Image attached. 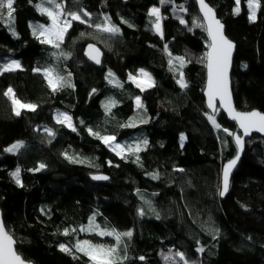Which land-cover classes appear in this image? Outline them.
Wrapping results in <instances>:
<instances>
[{
    "label": "trees",
    "instance_id": "16d2710c",
    "mask_svg": "<svg viewBox=\"0 0 264 264\" xmlns=\"http://www.w3.org/2000/svg\"><path fill=\"white\" fill-rule=\"evenodd\" d=\"M206 1L237 46L232 75L237 109L264 113V0L255 21L249 18V0ZM54 2L92 17L90 25L73 22L59 47L41 43L31 30L30 23L51 22L36 7L41 0H14L12 19L7 9L0 17V64H21L0 74V209L18 253L34 264H93L75 245H117L114 236L99 235L115 229L132 232L119 245L127 256L123 264H184L177 253L188 264H264V137L247 141L222 200L223 166L237 153L228 132L237 127L221 111L215 116L219 129L207 118L202 58L209 40L196 26L204 21L195 1ZM153 7L160 9L163 35L154 27ZM104 16L120 33L96 28ZM89 44L101 49V65L88 61ZM169 53L184 57V67L175 59L170 65ZM47 69L70 79L73 87L53 91L43 75ZM141 69L155 82L148 90L129 81ZM180 72L187 88L178 83ZM8 88L20 101L35 104V111L16 116L4 95ZM113 102L106 111L105 104ZM56 110L72 117L75 131L55 120ZM128 123L134 126H123ZM109 135L127 150L124 158L98 138ZM15 142L24 144L20 153L5 151ZM17 169L22 186L11 175ZM92 174L110 181L95 183ZM93 217L99 227L89 231ZM62 244L71 254L61 251Z\"/></svg>",
    "mask_w": 264,
    "mask_h": 264
},
{
    "label": "snow or ice",
    "instance_id": "6c2138e0",
    "mask_svg": "<svg viewBox=\"0 0 264 264\" xmlns=\"http://www.w3.org/2000/svg\"><path fill=\"white\" fill-rule=\"evenodd\" d=\"M168 2V0H161V4ZM239 0H237V3ZM13 3L14 0H0V17L3 16V10L7 9V17L9 20L13 17ZM54 4V9L50 7H44L43 4ZM200 12L203 13V19L207 21L206 25L197 24V27H203L205 31H207L208 36L210 37V44L209 47L211 51L207 53L206 59L207 60V69H208V107L212 109L213 113L217 112V107L214 103V100L219 97L221 105L228 111V114L231 116L233 120L239 122V127L243 129L244 135H249L251 131H259L264 132V115H262L258 111H253L251 113H242L238 112L234 109L231 103V94L229 91V79H228V69L230 66L231 60V53L234 47L233 43L228 40L223 34V24L216 18L214 10L205 2V0H198ZM37 9L41 12V14L46 15L51 20V26L45 27L43 24L38 25L33 28V35L36 36L37 39L40 40L41 43L44 44H51L53 47H59L60 42L63 41L64 36L71 27L72 21H78L81 24H85L88 21L84 19V17H91V14L87 11H66L65 6L60 3H54V0H41V4L36 5ZM249 7L252 9L250 19L255 21L256 19V11L260 7L259 0H249ZM181 11H187L182 5L180 6ZM238 11V9H237ZM68 16L70 19H66L61 21V16ZM150 15L154 16L155 22L154 27L157 32L161 35L162 27H161V14L160 9L158 7H153L150 11ZM181 23H185L184 19H180ZM131 27V25H129ZM96 28L103 32L118 34L120 33V28L112 24L111 18L109 16L103 17V23L97 24ZM15 34V33H14ZM93 51H97V49H92ZM66 56L68 54H65ZM170 59L169 64L173 63V59L179 62L180 68H183L185 65L184 57H174L171 58V53H169ZM97 63L100 61L97 59ZM21 69V64L19 61L12 60L8 63L3 64L0 66V74L3 72H12L15 70ZM170 70L175 71V68ZM36 71H40V69H36ZM43 75L48 81L49 86L53 89V91L57 90L59 87H73L70 82V79L65 78L64 76H60L58 74L54 75L52 69H47L43 72ZM113 74L109 72V76ZM68 76L70 77L71 74L69 73ZM140 76L146 78L143 85L141 82L137 81L135 76H131L130 79L137 83V87H141L143 90L144 87H153L155 82L152 79L151 75L144 71L143 69L140 70ZM178 83L180 87L187 88L188 85L183 79V72H180V78ZM95 91V90H93ZM5 96H8L11 99V102L14 106V111L16 116L21 115V109H27L30 111H35L36 105L31 103H24L16 98L15 93L12 88H8L7 91L4 93ZM136 104L138 108H142L143 105L141 104L140 98L137 97ZM114 106L113 103H106L105 109L106 111L111 110V107ZM208 120L212 123L214 127L219 129L221 126L217 123L215 119V115L207 114ZM56 120L58 123L65 124L72 128L75 131V128L71 124V117L63 114L58 113L56 116ZM146 122V121H142ZM124 127H132L134 123H128L123 125ZM91 132V130H89ZM225 132H228L227 129H224ZM49 135H53V133L49 130ZM228 135H233V133L228 132ZM103 140L105 144H109L113 146V150L119 149L120 151L117 152V155H121V152L124 151V148L119 143L112 144L116 140L115 136H105V137H98ZM183 140V137H181ZM235 142L239 146L240 150H243V140L239 135L235 136ZM144 145H147L148 141L145 139L142 142ZM23 142H17L5 149L7 152H16L19 149L23 148ZM135 151L139 152L141 150V145L136 144ZM71 159V157H66ZM121 158H124L123 156ZM139 157L137 156V160ZM239 156L236 159H233L228 163V165L223 170V187L220 191V195L224 196L229 189V176L231 169L235 166ZM45 165L41 164L40 168H43ZM182 171V170H181ZM18 185L22 186L20 180V172L19 169L11 174ZM94 180H106L108 177L106 176H93ZM158 178V174H153V179ZM146 203L151 205L150 201H146ZM140 214L143 215V210L140 211ZM158 215V214H157ZM95 217L92 218L89 224V231H92L93 228H98V225L94 224ZM74 231V230H73ZM64 235H68V230L66 229ZM99 235L105 236H114L117 242L116 246H108L104 244H91L89 241H83L82 243L78 242L75 245V249L78 252H82L85 256H87L93 264H123V260L127 259L126 254L120 255L118 253V246L123 242L122 237L131 238L132 232L126 231L123 233L117 232L115 229L112 231H100ZM15 241L13 237L6 231V226L4 225L3 221L0 220V264H26V262L22 259V256L18 254L15 247ZM61 251L68 252L71 254V249L66 245H60ZM127 245L124 246L123 251L126 253ZM203 249H198V251H202ZM184 264H188V261L185 259L183 253H177ZM140 259H144L140 257ZM166 260L171 259V257H165ZM30 264V262H29Z\"/></svg>",
    "mask_w": 264,
    "mask_h": 264
},
{
    "label": "water",
    "instance_id": "95a60500",
    "mask_svg": "<svg viewBox=\"0 0 264 264\" xmlns=\"http://www.w3.org/2000/svg\"><path fill=\"white\" fill-rule=\"evenodd\" d=\"M194 1H195V3L197 4V8H198V11H199V13H200L201 18L203 19V13L200 12L199 4H198V0H194ZM205 2H206V3H207V4H208V5L214 10L216 18H217V19L221 22V24H223V26H224V27H223V34H224V36H225L228 40H230L229 37H228L227 34H226V26H225L224 23L219 19L216 10H215V9H214V8H213V7H212V6H211L206 0H205ZM203 21H204V25H206V24H207V21L204 20V19H203ZM206 34H207V37H208V40H209V44H210L211 40H210V37L208 36L207 31H206ZM230 41H231V42L233 43V45H234V47H233V49H232V53H231L230 66H229V69H228L229 91H230V94H231V103H232V106H233L234 109H235L236 111H238V112H242V113H251V112H253V111H258V112H260L262 115H264L263 112H261V111H259V110H257V109H254V110H251V111H241V110L237 109V107H236V105H235V100H234V95H233V89H232V75H233L234 59H235V54H236V48H237V46H236V43H235V42H233L232 40H230ZM92 49H97L98 52H97V51H93ZM210 51H211V48L208 47L207 53H209ZM86 55H87V59H88V61H89L92 65H94V66H99V65H101L102 62H103V53H102L101 49H100L98 46H96L95 44H89V45H87V47H86ZM97 59L100 61L99 63L96 62ZM206 64H207V60H206ZM203 95H204V99H205V102H206V107H207L208 111H209L211 114H213V115L216 116L217 113H218V111H221V112L227 117L228 121H229L230 123L235 124L236 127H237V131H236L235 133H233V141H234V144H235L236 149H237L236 156H235L233 159H236L237 156H239V159L237 160L235 166L231 169L230 176H229V189H228V192H227L224 196H221V195H220L221 199L224 200V199L228 196V194H229V192H230V190H231V185H232L233 176H234L235 172L237 171V169H238V167H239V165H240V163H241V161H242V159H243V156H244V154H245V150H246V143H247V141L250 140L254 135H258V136H260V137H264V132H259V131H255V130H253V131H251V133H250L249 135H244L243 129H241V128L239 127V122L236 121V120H233V119L231 118V116L228 114V111H227V110L221 105V102H220V98H219V97H217V98L214 100V103H215V105H216V107H217V112H216V113H213V112H212V109H210V108L208 107V69H207V66H206V82H205V88H204ZM236 135H239V136L241 137V139L243 140V142H244V143H243V150H242V151L240 150L239 146H238V145L236 144V142H235V136H236ZM233 159L229 160L228 162H226V163L224 164V166H223V170H224V168L228 165V163H229L230 161H232ZM223 170H222V184H221V190H222V187H223ZM93 176H106V177H108V176H107V175H104V174H92V175L90 176V179H91L93 182H95V183H107V182L110 181V178H109V177H108V179H106V180H94V179L92 178ZM0 220H2L3 223H4V225H5V222H4V219H3V214H2L1 209H0ZM5 226H6V225H5ZM6 231H8V230H7V227H6ZM8 232H9V231H8ZM9 234H10V233H9ZM10 235H11V234H10ZM11 236H12V235H11ZM12 237H13V236H12ZM13 239H14V238H13ZM14 241H15V245H14V247H15V249H16L17 242H16L15 239H14ZM16 251H17V249H16ZM17 252H18V251H17ZM18 254H19V253H18ZM21 256H22V255H21ZM22 259L26 262V264H29L30 261L25 260L23 257H22ZM30 264H34V263H33V262H30Z\"/></svg>",
    "mask_w": 264,
    "mask_h": 264
},
{
    "label": "rangeland",
    "instance_id": "374dc122",
    "mask_svg": "<svg viewBox=\"0 0 264 264\" xmlns=\"http://www.w3.org/2000/svg\"><path fill=\"white\" fill-rule=\"evenodd\" d=\"M55 3V2H54ZM41 4V3H40ZM54 5V4H53ZM43 6L44 7H50V6H48V4H46V3H44L43 4ZM50 8H52V7H50ZM53 10H55L54 8H53ZM251 11H252V9H251ZM161 14V13H160ZM66 19H70V17H68V16H61L60 17V20L61 21H63V20H66ZM84 19L85 20H87L88 22L87 23H85L86 25H90V23H91V20H92V17H90V18H88V17H84ZM73 22H78V21H72V23ZM8 23H10V22H8ZM161 23V22H160ZM38 25H41V23H36V22H34V23H30V26H31V30H32V32H33V28L34 27H36V26H38ZM45 27H50L51 26V22H50V24L49 25H44ZM161 27H162V23H161ZM68 30H69V28H68ZM67 30V31H68ZM67 33V32H66ZM66 35V34H65ZM65 37V36H64ZM12 61V60H11ZM16 61H19V60H16ZM20 62V61H19ZM8 63V62H7ZM3 64H5V62H3V63H1L0 64V66H2ZM145 71V70H144ZM44 72V71H43ZM147 72V71H146ZM139 75H137V76H135L136 78H137V81H139V82H141L142 83V85H143V83H144V81L146 80V78H144V77H141L140 76V71H139V73H138ZM132 76H134V75H132ZM152 77V76H151ZM129 78V81H131V82H133V83H135L136 85H137V83L136 82H134L133 80H131L130 79V76L128 77ZM153 79V78H152ZM117 82H118V80H117ZM141 88V87H140ZM151 87H144V89L143 90H148V89H150ZM141 101V100H140ZM22 110H24V109H21V111ZM25 110H27V109H25ZM58 113H63V114H66V115H68V116H70L69 114H67V113H65L64 111H62V110H56L55 111V114H54V118H55V120H56V116H57V114ZM71 117V116H70ZM57 121V120H56ZM62 124V123H61ZM71 124H72V126L75 128V125H74V120L72 119V117H71ZM65 126H67L66 125V123L64 124ZM68 127V126H67ZM68 128H70V127H68ZM70 129H72V128H70ZM15 143H17V142H15ZM116 143H119L117 140H115L114 142H112V144L114 145V144H116ZM120 145H122L121 143H119ZM108 145V147L113 151V152H115L116 154H117V152L118 151H120L119 149H116V150H113V146H110L109 144H107ZM123 146V145H122ZM9 147H11V146H9ZM24 148V147H23ZM23 148H21V149H19L18 151H16V152H14V153H20L22 150H23ZM123 148H124V151L123 152H121V155L120 156H122V155H124V154H126L127 153V150L125 149V147L123 146ZM83 241H81L80 243H82ZM114 246H116V245H114ZM121 252H122V248H121V246H118V253L120 254V255H122L121 254Z\"/></svg>",
    "mask_w": 264,
    "mask_h": 264
}]
</instances>
